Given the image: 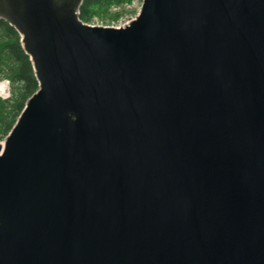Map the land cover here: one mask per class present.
<instances>
[{"label":"water","instance_id":"water-1","mask_svg":"<svg viewBox=\"0 0 264 264\" xmlns=\"http://www.w3.org/2000/svg\"><path fill=\"white\" fill-rule=\"evenodd\" d=\"M0 0L38 90L0 144V264H264V0Z\"/></svg>","mask_w":264,"mask_h":264},{"label":"trees","instance_id":"trees-1","mask_svg":"<svg viewBox=\"0 0 264 264\" xmlns=\"http://www.w3.org/2000/svg\"><path fill=\"white\" fill-rule=\"evenodd\" d=\"M139 0H85L80 9V19L92 25L99 21L104 26L118 23L135 14L132 6ZM11 82L12 98L0 99V140L14 127L28 99L38 90L35 71L30 57L23 49L18 31L0 20V79Z\"/></svg>","mask_w":264,"mask_h":264},{"label":"rangeland","instance_id":"rangeland-1","mask_svg":"<svg viewBox=\"0 0 264 264\" xmlns=\"http://www.w3.org/2000/svg\"><path fill=\"white\" fill-rule=\"evenodd\" d=\"M142 1L143 0H139V1H137V2H135V4L132 6V8L134 9V10H136V12H135V14H133L132 16H130V17H125V18H123V19H121L118 23H116V24H113V25H110L111 27H121V26H124V25H126L128 22H130L131 20H133L135 17H136V15L138 14V12H139V10H140V7H141V5H142ZM128 21V22H127ZM92 25H96V26H104L103 25V23H101V22H99V21H96V22H94ZM8 136V135H7ZM6 138V137H5ZM4 138V139H5ZM4 139H2V140H0V142H4Z\"/></svg>","mask_w":264,"mask_h":264},{"label":"built area","instance_id":"built-area-1","mask_svg":"<svg viewBox=\"0 0 264 264\" xmlns=\"http://www.w3.org/2000/svg\"><path fill=\"white\" fill-rule=\"evenodd\" d=\"M11 85L8 80H0V98L7 100L11 98Z\"/></svg>","mask_w":264,"mask_h":264},{"label":"bare ground","instance_id":"bare-ground-1","mask_svg":"<svg viewBox=\"0 0 264 264\" xmlns=\"http://www.w3.org/2000/svg\"><path fill=\"white\" fill-rule=\"evenodd\" d=\"M136 18V17H135ZM132 21V20H131ZM128 22V21H127ZM128 23H130V22H128ZM7 137V136H6ZM4 143H5V139H4V142L2 143V142H0V144L2 145V146H4Z\"/></svg>","mask_w":264,"mask_h":264}]
</instances>
